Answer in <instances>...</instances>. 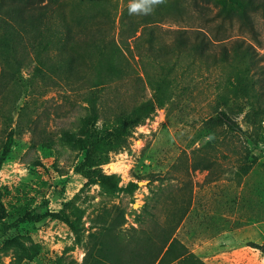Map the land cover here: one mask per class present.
I'll list each match as a JSON object with an SVG mask.
<instances>
[{"label": "rangeland", "instance_id": "374dc122", "mask_svg": "<svg viewBox=\"0 0 264 264\" xmlns=\"http://www.w3.org/2000/svg\"><path fill=\"white\" fill-rule=\"evenodd\" d=\"M23 1L0 0V153L14 128L0 207L5 222L45 208L72 226L47 215L0 229V264H264V11L254 37L233 0H165L150 15L129 0H45L27 22L11 9ZM182 27L228 57L174 48ZM237 38L254 48L236 52ZM148 102L100 165L118 186L84 187L79 139ZM221 109L242 131L212 120Z\"/></svg>", "mask_w": 264, "mask_h": 264}, {"label": "trees", "instance_id": "16d2710c", "mask_svg": "<svg viewBox=\"0 0 264 264\" xmlns=\"http://www.w3.org/2000/svg\"><path fill=\"white\" fill-rule=\"evenodd\" d=\"M237 4L239 18H241L244 26L247 27L248 31L253 33L254 37H257L258 27L255 19V14L259 11H264V0H233ZM50 7L48 2L45 0H25L21 3L15 4L12 9L13 13H17L23 22H27L29 18H41L47 12ZM26 14V15H25ZM9 23L7 19H0V28H6ZM146 29L143 28L140 35L135 36L139 29L135 32H131V36L135 37L136 40L142 39L143 34L148 32L152 33L155 27L152 24L145 25ZM175 35L172 41V46L174 48L186 49L191 48L201 55L211 56L213 58H218L219 53L217 52V46L220 48V53L226 58L228 57V50L225 44H219L220 38H212L206 31L197 29V34L191 35L190 29L186 27L176 28L172 30ZM78 35V34H77ZM95 36V35H94ZM76 41V36H69ZM69 38V39H70ZM80 39V38H79ZM243 39L237 38L234 40V49L236 52L248 53L249 48H254L251 42H247V45L242 44ZM69 54V52H66ZM43 58H39L36 66H43ZM161 102V99H158ZM154 109V103L148 102L140 106L137 110L132 112L130 115L118 122L111 124L109 127H98L93 125L88 128L84 136L79 139L84 151L83 158L75 166V170L83 174L87 181L84 183V187L91 184H100L110 187H117L118 181L114 174H107L101 168L100 165L104 162L109 161V154L111 151L118 148L123 141L124 137L130 134L132 128L139 124L142 119L147 116ZM91 119L95 122L97 120L96 112H93ZM212 120L216 123L225 125L230 131H236L237 129L242 131L241 126L236 121V119L226 110L221 109L218 113L212 116ZM14 141V128H10L6 135V140L3 143V149L0 153V168L2 167L4 161L6 160L9 152L12 148ZM137 187L136 183H132L127 187L129 192H133L134 188ZM47 215H54L63 218L71 226L72 222L68 217L61 216L58 212H49L47 209H36L34 211H28L23 214L20 218H17L13 222H5L3 219L5 217V209L3 206L0 207V229L2 231H9L13 227L19 225L23 221H40ZM175 242L172 241L169 248H173ZM168 248V249H169Z\"/></svg>", "mask_w": 264, "mask_h": 264}, {"label": "clouds", "instance_id": "9594fccd", "mask_svg": "<svg viewBox=\"0 0 264 264\" xmlns=\"http://www.w3.org/2000/svg\"><path fill=\"white\" fill-rule=\"evenodd\" d=\"M164 2L165 0H129L128 12L130 15H150Z\"/></svg>", "mask_w": 264, "mask_h": 264}]
</instances>
